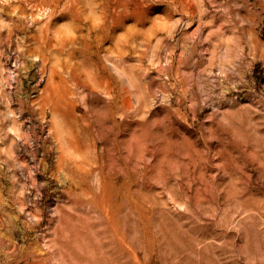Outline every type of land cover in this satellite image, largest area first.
I'll return each mask as SVG.
<instances>
[{"label": "rangeland", "instance_id": "obj_1", "mask_svg": "<svg viewBox=\"0 0 264 264\" xmlns=\"http://www.w3.org/2000/svg\"><path fill=\"white\" fill-rule=\"evenodd\" d=\"M0 264H264V0H0Z\"/></svg>", "mask_w": 264, "mask_h": 264}]
</instances>
